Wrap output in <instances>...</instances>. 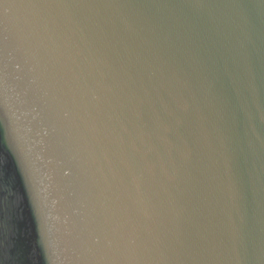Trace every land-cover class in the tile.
<instances>
[{
  "label": "water",
  "instance_id": "obj_1",
  "mask_svg": "<svg viewBox=\"0 0 264 264\" xmlns=\"http://www.w3.org/2000/svg\"><path fill=\"white\" fill-rule=\"evenodd\" d=\"M0 264H264V0H0Z\"/></svg>",
  "mask_w": 264,
  "mask_h": 264
}]
</instances>
